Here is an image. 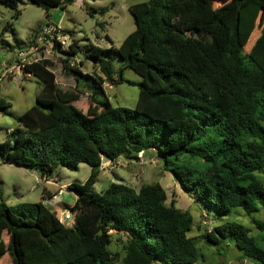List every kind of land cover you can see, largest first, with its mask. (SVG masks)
Returning <instances> with one entry per match:
<instances>
[{
  "label": "trees",
  "instance_id": "16d2710c",
  "mask_svg": "<svg viewBox=\"0 0 264 264\" xmlns=\"http://www.w3.org/2000/svg\"><path fill=\"white\" fill-rule=\"evenodd\" d=\"M17 1L0 0L10 7ZM31 1L46 10L72 0ZM252 1L248 19L241 17L247 0L131 3L127 9L134 26L118 45L88 49L93 73L63 57L62 67L75 77L72 89L57 86L44 65L47 59L21 64L22 72L42 82L35 103L0 140V156L41 176H51L57 165L78 162L89 171L82 181L66 184L75 193L69 223L41 200H0V256L7 252L11 264H114L107 246L108 229H114L126 235L121 264H150L157 258L163 264L194 262L193 238L186 234L191 216L172 201L164 203L159 182L133 188L110 181L98 192L91 190L102 155L136 159L138 151L153 150L179 187L215 212L228 213L234 206L246 213L264 210V183L257 175L264 171V0ZM258 5L261 18L254 23ZM241 39L251 41L246 51ZM50 40L58 50L59 41ZM60 50L70 55L76 45L71 41ZM116 58L121 65L114 74ZM124 67L140 77L137 98L132 107L112 106L98 95H104L103 82L121 80ZM78 79L89 91L85 112L73 102ZM9 105L0 96V113L8 114ZM181 155L201 164H177ZM46 196L41 193L42 199ZM250 220L256 235L232 220L202 235L211 243L227 237L243 257L264 264V248L258 243H264V222ZM3 226L6 241L1 239Z\"/></svg>",
  "mask_w": 264,
  "mask_h": 264
},
{
  "label": "rangeland",
  "instance_id": "374dc122",
  "mask_svg": "<svg viewBox=\"0 0 264 264\" xmlns=\"http://www.w3.org/2000/svg\"><path fill=\"white\" fill-rule=\"evenodd\" d=\"M137 1L141 0H72L62 8L51 5L46 10L31 0H18L14 7L0 2V96L10 102L9 113H0V140L11 128L19 124L17 116L35 103V95L42 82L37 75L22 72L21 64L31 60L47 59L44 65L54 73L57 86L62 89H72L75 77L62 67L63 57H66L69 65L76 66L83 72L93 73L95 71L92 66L93 59L87 56L88 49L94 44L102 48L110 44L118 45L123 36L134 26L127 5ZM252 3V0H247L241 17L245 16L248 19L252 15L254 12ZM100 7L106 9L101 12ZM261 13L262 8L258 5L257 13L252 19L254 23L261 18ZM44 22H47L45 26L49 29L47 36L40 31L44 25H39ZM4 24L6 26L3 28ZM57 24L59 28H56ZM56 34L61 38L58 50L51 46L52 41L49 37H54ZM71 41L75 43L76 51L67 55L60 49H67ZM250 42L241 39L242 51L248 49ZM120 65L119 58L112 61L114 74ZM121 77L120 81L112 84L103 82L104 95L100 94L98 98L102 100L106 98L112 106L132 107L137 98L140 77L129 67L122 69ZM75 86L78 97L73 102L85 112L89 91L80 79ZM136 156V159L118 156L113 160H102L90 187L91 190L98 192L110 181L124 182L133 188H137L141 182L157 181L165 190L164 203L169 204L172 201L174 206L186 210L191 216V225L186 234L193 238L196 259L189 264L241 262L253 264L251 260L242 256L240 250L227 237H220L216 243H211L204 239L202 233L216 224L232 220L244 226L248 233L256 235L258 230L250 218L264 222V210L261 207L250 213H246L239 206L232 207L228 213L215 212L204 202L188 196L173 179L171 173L163 169L160 156L153 150L143 153L138 151ZM179 160L181 162L177 164L190 167L201 164L200 160L185 155H181ZM88 171L89 166L86 163L78 162L73 167L57 165L51 176L42 177L38 170L7 162L0 156V200L7 204L41 200L55 208L61 221L69 223L71 213L67 210L75 198V193L67 189L66 184L72 180L82 181ZM257 175L264 183V171ZM46 191L56 193V196L51 195L43 201L41 193ZM64 211L68 212L67 217H64ZM108 232L110 240L107 246L113 255V262L121 264L126 235L114 229H108ZM2 233L1 239L6 241L4 226ZM258 243L264 248L263 242L258 241ZM0 264H11L7 252L0 256ZM150 264L163 263L157 258Z\"/></svg>",
  "mask_w": 264,
  "mask_h": 264
},
{
  "label": "built area",
  "instance_id": "2783aa9c",
  "mask_svg": "<svg viewBox=\"0 0 264 264\" xmlns=\"http://www.w3.org/2000/svg\"><path fill=\"white\" fill-rule=\"evenodd\" d=\"M56 28H59V25L57 24L56 25ZM56 28H54V29H56ZM53 29V30H54ZM40 31H41V34H43L44 36H47V32L49 31V29L47 28V26H42L41 27V29H40ZM42 35V36H43ZM49 36V35H48ZM50 37V39H52V38H55V40H57V41H61L60 39V35H58V34H56L54 37L52 36H49ZM67 211H69L70 213H71V219H72V212L68 209ZM67 211H64V213H63V215H64V217H67L68 216V212ZM59 216V215H58ZM59 218V217H58ZM70 219V220H71ZM60 220V219H59ZM61 221V220H60ZM63 222V221H62Z\"/></svg>",
  "mask_w": 264,
  "mask_h": 264
},
{
  "label": "crops",
  "instance_id": "0c3cea01",
  "mask_svg": "<svg viewBox=\"0 0 264 264\" xmlns=\"http://www.w3.org/2000/svg\"><path fill=\"white\" fill-rule=\"evenodd\" d=\"M42 177H44V176H42ZM58 193V192H57ZM45 195H48V196H46L45 198H43V201H45L44 199H48L49 197H51V195H55L56 196V193H54L53 194V192H51V191H46L45 192ZM44 203V202H43ZM49 203V202H48ZM46 204V203H45ZM47 205V204H46ZM53 205V204H52ZM49 206V205H48ZM50 207V206H49ZM51 209H54L55 210V208H52V207H50Z\"/></svg>",
  "mask_w": 264,
  "mask_h": 264
},
{
  "label": "water",
  "instance_id": "95a60500",
  "mask_svg": "<svg viewBox=\"0 0 264 264\" xmlns=\"http://www.w3.org/2000/svg\"><path fill=\"white\" fill-rule=\"evenodd\" d=\"M105 159H108V157L106 155H102L101 160H105Z\"/></svg>",
  "mask_w": 264,
  "mask_h": 264
}]
</instances>
